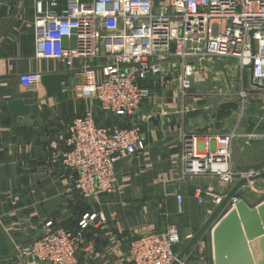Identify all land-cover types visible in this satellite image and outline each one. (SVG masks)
I'll list each match as a JSON object with an SVG mask.
<instances>
[{
  "label": "crops",
  "instance_id": "crops-1",
  "mask_svg": "<svg viewBox=\"0 0 264 264\" xmlns=\"http://www.w3.org/2000/svg\"><path fill=\"white\" fill-rule=\"evenodd\" d=\"M44 1L59 2L74 16L113 13L112 5L96 0ZM110 25L108 31L99 33L96 58L64 65L59 61L60 52L73 46V41L62 38L58 24L36 21L32 0H0V264H31L33 259L19 260L17 250L40 236L47 221L64 230L80 231L83 264H132L130 242L170 224L181 235L173 264L184 260V264H214L208 238L224 213H218L219 207L211 199L203 204L198 199L206 191L226 199L240 183L228 188L211 176L193 182L182 179L179 138L182 133L208 137L215 151L229 147L217 137L234 130L241 136H255L256 129L246 125L239 93L219 96L213 86L203 93L196 92L202 86H194L188 101L196 105V111L181 114L175 62L158 82L149 81L153 98L141 106L136 118L101 114L85 86L103 79V68L111 63L113 53L146 52L148 45L139 21L131 31L117 19L110 20ZM56 74H67L69 81L61 95L48 98L41 78ZM13 100L23 101L31 112L12 117L9 103ZM89 111L97 114L101 125H139L145 149L117 161L114 193L86 200L75 187L73 175L53 157L65 150L71 122ZM241 119L245 125L239 123ZM231 152L234 170L254 175L264 172L263 141H234ZM178 197H182L181 215ZM84 214L98 215L94 227L81 229ZM192 229L200 233L194 243L197 233H186Z\"/></svg>",
  "mask_w": 264,
  "mask_h": 264
},
{
  "label": "built area",
  "instance_id": "built-area-1",
  "mask_svg": "<svg viewBox=\"0 0 264 264\" xmlns=\"http://www.w3.org/2000/svg\"><path fill=\"white\" fill-rule=\"evenodd\" d=\"M18 1L23 0H2L3 3ZM32 1L36 21L56 22L62 38L73 41V46L60 52L59 61L64 65L75 59L88 63L96 58L99 33L111 28L112 19L119 20L126 31H131L139 21L140 28L146 31V52L113 53L111 63L103 68V79L85 86L99 112L107 117L136 118L141 106L153 98L149 81L158 82L172 69L173 62L179 67L181 114L196 111V105L188 100L193 96L194 86L207 84L203 66L206 61L237 62L241 73L238 93L242 97V115L246 99L260 96L258 92L264 96V89L252 84L264 86V0H96L101 5H112L113 13L90 16H74L56 1ZM251 33H254L255 54L251 48ZM191 59H196L198 64L188 71ZM252 63L253 78L248 70ZM245 72H249L248 86ZM246 87L253 92L246 91ZM215 92L223 97L234 94L222 88ZM239 123L245 125L243 119ZM251 138L254 135L241 136L234 130L226 137H217L229 147L215 151L211 150L208 137L182 133L179 138L182 179L193 182L199 177L211 176L228 188L236 182L242 184L221 213L243 200L239 193L246 187L244 181L255 176L232 168L231 145L234 141ZM144 149L139 125H101L97 114L89 111L71 122L65 150L55 154L53 159L73 175L75 187L84 199H99L117 189V161L137 156ZM254 183L247 184L252 188ZM206 198L218 207L224 201L222 196L206 191L198 203L203 204ZM183 212L182 197H178V214ZM97 220V214H84L81 229L94 227ZM81 237L80 231L64 230L53 221H47L40 236L18 248L17 257L21 261L33 259L31 264H83ZM180 244L179 229L170 224L163 231L133 239L131 263L173 264Z\"/></svg>",
  "mask_w": 264,
  "mask_h": 264
},
{
  "label": "water",
  "instance_id": "water-1",
  "mask_svg": "<svg viewBox=\"0 0 264 264\" xmlns=\"http://www.w3.org/2000/svg\"><path fill=\"white\" fill-rule=\"evenodd\" d=\"M4 11L5 7L2 8V12ZM250 37L252 52L255 54L254 33H251ZM248 70L253 78V63L248 67ZM68 81L67 74L46 75L41 78L48 98L61 95L63 85ZM252 84L264 89V86L253 82ZM9 111L12 117H20L29 114L31 107L25 105L21 100H13L9 103ZM262 179H264V172L250 177L244 183ZM241 185L240 183V187ZM239 188L234 189L224 199L218 213L224 209ZM186 233L187 235L197 233L193 243L200 237L198 229L187 230ZM210 236L214 264H264V201L252 207L244 199L241 200L216 222Z\"/></svg>",
  "mask_w": 264,
  "mask_h": 264
},
{
  "label": "rangeland",
  "instance_id": "rangeland-1",
  "mask_svg": "<svg viewBox=\"0 0 264 264\" xmlns=\"http://www.w3.org/2000/svg\"><path fill=\"white\" fill-rule=\"evenodd\" d=\"M192 63L193 68L198 64L196 59H191L189 61ZM188 64V63H187ZM191 65L188 64L187 70H192ZM203 66L206 70L207 84L201 88L196 89V92L203 93L206 91L208 86H213L214 89L218 87L224 88L228 92H239L240 93V77L241 73L238 69L237 62L231 60H218L212 62H203ZM244 78L246 80V85H249V72H245ZM239 80V81H238ZM238 81V82H237ZM239 84V85H238ZM246 91L252 93L250 88L246 87ZM260 96H251L246 99L244 107V120L247 127H251L255 130V136L252 138L258 142H264V96L258 92ZM233 166V160H232ZM261 174V173H260ZM256 176V175H255ZM239 195L241 198L248 201L252 205H258L264 200V179L258 180L252 188L249 184H245ZM208 241L211 244V236L209 235ZM177 259V258H176Z\"/></svg>",
  "mask_w": 264,
  "mask_h": 264
},
{
  "label": "bare ground",
  "instance_id": "bare-ground-1",
  "mask_svg": "<svg viewBox=\"0 0 264 264\" xmlns=\"http://www.w3.org/2000/svg\"><path fill=\"white\" fill-rule=\"evenodd\" d=\"M215 147V146H214Z\"/></svg>",
  "mask_w": 264,
  "mask_h": 264
}]
</instances>
